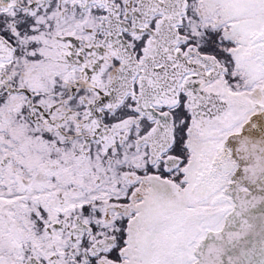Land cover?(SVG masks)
Listing matches in <instances>:
<instances>
[{
	"label": "flooded vegetation",
	"instance_id": "1",
	"mask_svg": "<svg viewBox=\"0 0 264 264\" xmlns=\"http://www.w3.org/2000/svg\"><path fill=\"white\" fill-rule=\"evenodd\" d=\"M167 1L0 0V264H156L166 251L162 184L186 177L181 132L195 89L217 74L206 61L210 74L182 77L177 105L174 78L144 74ZM124 43L137 75L118 74ZM204 46L185 39L176 52L194 64L216 50Z\"/></svg>",
	"mask_w": 264,
	"mask_h": 264
},
{
	"label": "water",
	"instance_id": "2",
	"mask_svg": "<svg viewBox=\"0 0 264 264\" xmlns=\"http://www.w3.org/2000/svg\"><path fill=\"white\" fill-rule=\"evenodd\" d=\"M184 9V0H171L165 10L166 18L156 36L158 51L155 53V63H162L166 70L169 69L170 73L179 77L195 70L174 67L172 40ZM202 100L205 104L203 119L197 117L192 128L201 132L202 139L218 138L221 131L233 128L249 114L257 111L247 124L249 130H252L254 125L259 127L249 141L247 153L254 162L253 173L259 176L264 174V103H254L246 95H233L223 88L214 93H207ZM249 197L247 201L239 200L241 203L231 216L232 220L228 223L226 231L213 236L204 253L197 252L202 258L198 264H264V177L259 180L254 194ZM232 211V207H216L203 214V230L211 231ZM198 232L197 230L196 236ZM192 234L189 244L197 241V238L193 239L195 233ZM188 256V263L196 260L190 254Z\"/></svg>",
	"mask_w": 264,
	"mask_h": 264
},
{
	"label": "rangeland",
	"instance_id": "3",
	"mask_svg": "<svg viewBox=\"0 0 264 264\" xmlns=\"http://www.w3.org/2000/svg\"><path fill=\"white\" fill-rule=\"evenodd\" d=\"M207 16H205L204 18H206ZM204 21L206 22V19H204ZM207 21H209V20H207ZM235 86H237V85H235ZM238 87V86H237ZM234 89V88H233Z\"/></svg>",
	"mask_w": 264,
	"mask_h": 264
},
{
	"label": "crops",
	"instance_id": "4",
	"mask_svg": "<svg viewBox=\"0 0 264 264\" xmlns=\"http://www.w3.org/2000/svg\"><path fill=\"white\" fill-rule=\"evenodd\" d=\"M234 10V9H233Z\"/></svg>",
	"mask_w": 264,
	"mask_h": 264
}]
</instances>
